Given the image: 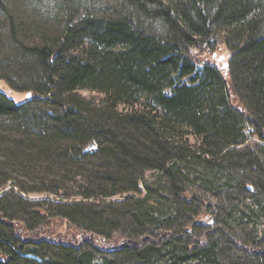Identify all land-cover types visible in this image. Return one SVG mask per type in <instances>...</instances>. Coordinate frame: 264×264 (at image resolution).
I'll return each mask as SVG.
<instances>
[{"label": "trees", "instance_id": "1", "mask_svg": "<svg viewBox=\"0 0 264 264\" xmlns=\"http://www.w3.org/2000/svg\"><path fill=\"white\" fill-rule=\"evenodd\" d=\"M86 1L27 44L0 0V170L46 194L0 193V264H264V0Z\"/></svg>", "mask_w": 264, "mask_h": 264}, {"label": "rangeland", "instance_id": "2", "mask_svg": "<svg viewBox=\"0 0 264 264\" xmlns=\"http://www.w3.org/2000/svg\"><path fill=\"white\" fill-rule=\"evenodd\" d=\"M7 4L6 11L8 15L14 17L15 28L14 39L22 41L27 44L36 43L43 36L47 35L49 37H54L55 33L58 32L62 23H57L54 18L58 21H62L64 18L63 7L66 5L73 6L76 10L84 11L85 9L94 10L96 12H101L102 7L99 4H93L86 0H5ZM7 12H0V77L11 80L18 83L20 78L18 75L19 69L17 65V58L19 57L16 46L12 43L11 32L8 31L9 22ZM153 24V23H152ZM151 24V25H152ZM149 27V26H148ZM218 57L225 59L228 57L229 53L225 52L224 57L220 53H217ZM19 80V81H18ZM0 90H5V86L2 81H0ZM85 97H91L96 94L91 92H81ZM16 98H23V95H18ZM0 120V125H2L3 133L13 134L17 131L18 125L14 122H2ZM3 134V135H4ZM254 138L251 136L249 141ZM2 162H0L1 165ZM6 167L0 170V180L1 178H9L3 182L0 187V193L13 191L17 195L27 197L30 199H41L46 196V194L23 192L28 191L33 188V179L29 175L27 169L23 168H12L8 161L4 162ZM3 163V165H4ZM1 167V166H0ZM2 168V167H1ZM0 168V169H1ZM154 172H147L145 175L146 180H154ZM125 196H117L112 198V200H120ZM48 233L53 232V235L57 233H64V228L59 225H50L42 229Z\"/></svg>", "mask_w": 264, "mask_h": 264}]
</instances>
